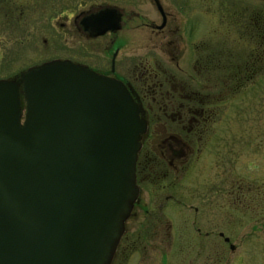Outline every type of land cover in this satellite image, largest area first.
Returning <instances> with one entry per match:
<instances>
[{"label": "flooded vegetation", "instance_id": "flooded-vegetation-1", "mask_svg": "<svg viewBox=\"0 0 264 264\" xmlns=\"http://www.w3.org/2000/svg\"><path fill=\"white\" fill-rule=\"evenodd\" d=\"M217 3L184 0L186 13L194 5L210 14L202 22H193L188 16H179L178 0H0V28H4L0 30V39L6 36L8 41L14 40L17 26L32 23L34 10H40L47 31L42 38L45 47L53 41L58 58L124 82L142 107L140 116L146 120L136 161V182L153 179L158 195L170 192L164 196L166 204H180L181 198L187 200L181 187H188V179L183 175L199 157L210 133H215L219 118L227 110L226 99H232L255 74L264 71V24L260 17L256 19L253 13L243 21L240 12L233 15L229 11L230 17L226 18L217 9ZM24 31L32 36L29 28ZM243 41L250 43L249 49H242ZM6 45L0 40V57L1 48ZM5 54L12 57L10 49ZM23 71L2 78L18 79ZM251 154L254 151H249ZM235 163L233 168L223 169L216 196L218 213L234 210L248 218L264 216V180L257 182L255 175L258 164L249 157L245 171H241V165L235 169ZM229 169L233 173L231 178L226 177ZM140 194L139 188L138 200L125 222L111 264H130V257L119 256L131 252L135 245L144 246L136 244L130 232H137L142 240L153 239L156 249L173 243L164 226L170 211L148 210L145 203L141 219H136L140 217L135 210L141 204ZM192 213L197 218L198 208ZM132 219L139 225L137 231L126 227ZM226 225L236 227L231 222ZM250 232H255V225ZM218 234L230 249L235 248L224 231ZM209 235L210 231L204 233L206 238ZM185 240L179 249L188 248V239ZM176 242L178 245L179 240ZM132 264L143 263L133 260Z\"/></svg>", "mask_w": 264, "mask_h": 264}, {"label": "water", "instance_id": "water-1", "mask_svg": "<svg viewBox=\"0 0 264 264\" xmlns=\"http://www.w3.org/2000/svg\"><path fill=\"white\" fill-rule=\"evenodd\" d=\"M141 112L124 82L68 59L0 78V264H111L139 196Z\"/></svg>", "mask_w": 264, "mask_h": 264}, {"label": "rangeland", "instance_id": "rangeland-1", "mask_svg": "<svg viewBox=\"0 0 264 264\" xmlns=\"http://www.w3.org/2000/svg\"><path fill=\"white\" fill-rule=\"evenodd\" d=\"M196 1L198 0H192V3ZM217 2V9L220 12L223 11L226 18L230 17L228 16L229 11L233 15L240 12V19L247 21L255 13V18L260 17L261 24H264V1L262 0H217ZM192 6L193 9H188L186 13L184 0H178L179 16L182 18L188 16L193 22H197L198 19L202 22L203 19L210 17V14L203 13L204 10ZM45 11L48 12V10ZM40 12V10H34L32 23L17 26V32H15L17 36L14 40L8 41L6 36L0 39L1 43L7 42L6 50L1 48L0 78L5 74L17 73L18 75L30 65L60 57L57 46L52 44L53 41L52 45H48L49 48L42 43V38L47 36V31L43 28L45 23L41 20ZM26 28L31 30L29 34L32 36L25 33ZM3 29L0 28L1 31ZM29 38L33 44L30 43ZM262 43L264 44L263 40ZM249 45L250 43L243 41L242 49H249ZM257 45L259 49L258 39ZM9 49L12 51L10 59L5 54ZM145 50L148 51L147 48ZM225 105L227 110L219 118L220 124L214 128L215 133H210L199 157L193 162L188 173L183 175L188 179V187H181L182 195H185L187 200L181 198L180 204H166L164 196L170 192L165 191L163 195H158L155 192L153 179L138 181L141 204L135 207L140 216L136 219H141L140 212L144 209L142 205L145 203L148 210L170 211L168 218L165 216L167 223L163 225L167 226L165 231H169L170 241L173 243L160 245L156 249V241L153 239L142 240L140 234L135 231L130 232L136 244L142 243L146 246L135 245L131 252L125 251L119 257H130V264L133 260L141 261L143 264H264V216L248 218L234 210H231L229 214H220L216 197L220 181L224 177L223 169L233 168L234 162H236L235 169L241 165V171H245L244 164L251 157L253 162L258 164L255 174L256 181L264 180V71L255 74L232 99H226ZM249 151H254V154L249 155ZM233 152H236L235 155ZM238 153L239 161L236 157ZM227 172L226 177L231 178L232 169ZM162 203L165 204L161 208ZM195 208L199 211L197 218H194V213H192ZM145 219L148 221V216ZM230 222L236 224L234 229L226 225ZM222 223H225V227ZM252 224L255 225V232H250ZM137 226L139 225L134 219L126 223L129 231L136 230ZM197 228L200 229L199 232ZM206 231L211 232L207 238L204 237ZM219 231H224V235L230 238L234 249L224 244L223 238L218 234ZM185 239H188V248L179 249L178 246L181 243L184 244ZM175 240H179L178 245ZM152 243L155 244L151 247ZM219 243H223L224 247Z\"/></svg>", "mask_w": 264, "mask_h": 264}, {"label": "trees", "instance_id": "trees-1", "mask_svg": "<svg viewBox=\"0 0 264 264\" xmlns=\"http://www.w3.org/2000/svg\"><path fill=\"white\" fill-rule=\"evenodd\" d=\"M22 105H23V107H24V105H25V101H24V100H23V104H22Z\"/></svg>", "mask_w": 264, "mask_h": 264}, {"label": "bare ground", "instance_id": "bare-ground-1", "mask_svg": "<svg viewBox=\"0 0 264 264\" xmlns=\"http://www.w3.org/2000/svg\"><path fill=\"white\" fill-rule=\"evenodd\" d=\"M22 104H23V98H21Z\"/></svg>", "mask_w": 264, "mask_h": 264}]
</instances>
